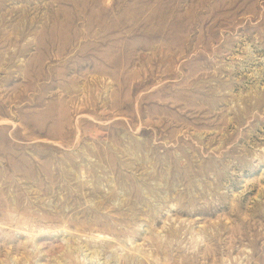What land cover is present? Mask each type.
<instances>
[{
    "label": "rangeland",
    "instance_id": "374dc122",
    "mask_svg": "<svg viewBox=\"0 0 264 264\" xmlns=\"http://www.w3.org/2000/svg\"><path fill=\"white\" fill-rule=\"evenodd\" d=\"M0 264H264V0H0Z\"/></svg>",
    "mask_w": 264,
    "mask_h": 264
}]
</instances>
